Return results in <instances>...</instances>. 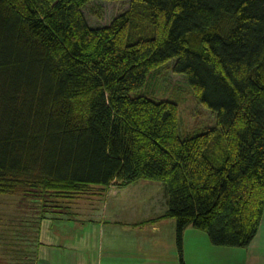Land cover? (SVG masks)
Listing matches in <instances>:
<instances>
[{
	"label": "trees",
	"instance_id": "16d2710c",
	"mask_svg": "<svg viewBox=\"0 0 264 264\" xmlns=\"http://www.w3.org/2000/svg\"><path fill=\"white\" fill-rule=\"evenodd\" d=\"M89 1L0 0V195L59 207L47 199L157 180L179 252L188 225L248 246L264 212V0H128L97 27ZM167 59L214 125L181 137L176 102L129 94Z\"/></svg>",
	"mask_w": 264,
	"mask_h": 264
},
{
	"label": "rangeland",
	"instance_id": "374dc122",
	"mask_svg": "<svg viewBox=\"0 0 264 264\" xmlns=\"http://www.w3.org/2000/svg\"><path fill=\"white\" fill-rule=\"evenodd\" d=\"M128 2L91 0L83 6L82 11L90 26H103L124 11L128 7ZM172 65L173 59H167L151 69L144 84L132 89L129 94H141L154 100L167 99L176 102L178 134L181 137L214 125L215 118L211 110L195 97L186 77L182 73L174 72ZM110 186L119 184L116 180ZM99 187L93 185L88 193L77 199L61 196L47 199L51 203L59 204V207H51L50 203L42 206L41 202L30 199L26 194L0 195V264H37L39 260L52 256L59 259L57 264H85L84 257L92 263L96 248L91 236L93 225L89 222L103 214V205L108 206L110 211L113 201L111 197L105 200L98 190ZM121 188L124 189L119 192L116 199L124 200V196H128V199L139 197L141 200L135 204L136 211L133 209L137 214L134 220L139 219V216L145 217V220L131 224L134 229L130 236H126L125 240H117L119 244L116 251L124 252L120 255L114 253L112 258L116 259L115 261L104 262L107 257L104 247L102 264H181V260L184 264H220L218 259L213 260L216 257L211 248H221L222 254H229L230 249L235 250L233 247H216L211 243L209 245V242L202 240L200 236L203 234L208 238L206 233L188 225L183 230L179 252L176 242V220L165 213L168 208L167 184L157 180L137 179L122 185ZM143 200L158 201L156 204L148 202V206ZM114 209H117L120 219H126L128 211L125 206L120 205ZM112 215L107 220L116 217ZM66 219L69 224L68 222L65 224ZM107 223L109 225L107 229L110 227L114 229L112 222ZM128 227L121 226L116 229L122 231ZM38 241L43 245L38 247ZM68 249L76 252L75 262L72 261ZM135 249H140L144 255L134 253ZM231 263L238 264V261L232 259Z\"/></svg>",
	"mask_w": 264,
	"mask_h": 264
},
{
	"label": "crops",
	"instance_id": "0c3cea01",
	"mask_svg": "<svg viewBox=\"0 0 264 264\" xmlns=\"http://www.w3.org/2000/svg\"><path fill=\"white\" fill-rule=\"evenodd\" d=\"M123 189L124 188H121V186H107L106 189L104 190V193H101L104 196L105 200L108 197H111V199L113 200L111 202L112 209L109 211L108 210L109 207L103 205V207H102V213L103 214L100 215V217L97 219L96 218L93 220L91 219V221L89 222L91 225H93V230H92L91 236H92L93 241H94V247L96 248V255L94 256L92 263H90V261H88V259L86 257H84L83 259H85V264H102V255L104 253L103 252L104 247H105V250L107 251V257L104 259L105 260L104 262L115 261L116 259L112 258L114 256V253L115 254L117 253L118 255H120V253L124 252L122 250L116 251V248L118 247V244H119V242H117V240H125L126 236H130L132 230L134 229V228H132L134 226L131 224H134L135 222H138L141 220H145V217H141V216H139V219L134 220L136 218L137 214H135L133 212V209L136 211V205L135 204L139 203V201L141 200L138 196H137L138 197L137 199H134V197L128 199L127 198L128 196H124L123 197L124 200L116 199V197L119 195V192L122 191ZM98 190L103 192V190H101L100 187L98 188ZM144 201H146V200H143V202ZM157 201L158 200H156V201L152 200L150 202V200H149L148 202L156 204ZM148 202H147V205H148ZM120 205L125 206L126 210L128 211L127 212L128 215H127L126 219H120L119 214L117 213V209H114L115 207L120 206ZM112 214H114L116 217L107 220V218H109V217L111 218L113 216ZM144 214H148V213L144 212ZM67 222L69 224L68 220L65 221V224H67ZM107 222H112L113 223L112 227L114 229H111V227L107 229V226H109ZM121 226H129V227L126 229L123 228L122 231H119L116 229V228H119ZM197 235H199V234H197ZM200 236H201L202 240H204L206 242L208 241L209 245H210V241L208 240V238H206L203 234H200ZM104 238L106 240L103 241ZM42 239H41V241H42ZM104 242H105V245H104ZM123 242H125V241H123ZM38 244H39L38 247L40 245H43V243L40 244V242ZM65 246L66 245H64V247ZM75 246L78 247V244L75 243ZM216 247H218V246H216ZM211 249H212L211 252L214 253V257H216V258H213V260L218 259L220 264H224V263L225 264H232L231 263L232 259H234L235 261H238V264H264V212H263V215H262V218L260 221L258 231L248 246H246V247H233V249H235V250L230 249L229 254H222V252L220 250L221 248H211ZM68 252H70V255H71L70 257L72 258V261L75 262L76 257H77L76 252L73 251L72 249H68ZM134 253H136L140 256L144 255V253L141 252L140 249H135ZM209 254H210V252H209ZM154 256H155V254H154ZM58 262H59V259L53 258V256H52L51 258L45 257V259L43 258V259L39 260L37 262V264H50V263L51 264H57Z\"/></svg>",
	"mask_w": 264,
	"mask_h": 264
}]
</instances>
